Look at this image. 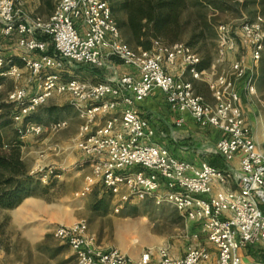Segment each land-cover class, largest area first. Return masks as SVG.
<instances>
[{"label": "built area", "instance_id": "1", "mask_svg": "<svg viewBox=\"0 0 264 264\" xmlns=\"http://www.w3.org/2000/svg\"><path fill=\"white\" fill-rule=\"evenodd\" d=\"M218 36L221 57L235 51L239 43L249 49L255 62L264 55L261 16L244 22L237 32L221 25ZM0 37L13 41L23 64L16 55H0V76L16 81L28 76L25 85L17 84L8 94V101L17 108V124L56 95L67 94L74 100L84 121L78 147L92 168L80 197L102 186L116 200V212L133 201L153 199L200 225V230L190 233L183 255L174 257L170 246L161 245L146 248L135 260L118 248L97 245L85 220L60 225L54 235L69 245L77 264H264L245 263L241 254L247 247L264 250V147L258 146L245 122L237 89V80L244 78L249 93H255L254 72L235 62L230 73L211 82L216 104H209L195 93L192 82L180 81L164 67L165 60L175 63L182 57L193 76L199 77L198 53L185 44L168 47L156 42L149 51L129 46L109 0H59L49 16L28 13L23 0H0ZM114 59L132 71L98 83L64 78L66 70L76 65L114 69ZM156 89L179 113L178 125L189 113L200 126L222 131L214 152L223 158L226 169L176 157L154 141L156 129L136 106ZM119 106L121 112L112 114ZM101 116L107 117L98 124ZM66 124L62 120L53 127ZM41 128L29 121L22 138ZM236 158L237 170L231 167ZM231 180L237 188L214 192L215 182L225 186ZM202 238L211 246L202 244Z\"/></svg>", "mask_w": 264, "mask_h": 264}, {"label": "rangeland", "instance_id": "2", "mask_svg": "<svg viewBox=\"0 0 264 264\" xmlns=\"http://www.w3.org/2000/svg\"><path fill=\"white\" fill-rule=\"evenodd\" d=\"M58 1L23 0V3L28 13L47 16L53 12ZM47 2H52L53 7L50 8ZM199 9L200 7L191 10L194 15L192 17H197ZM204 10L208 14L210 28L206 30L207 37L194 41L193 50L210 68L220 54L217 43L219 27L229 25L237 32L246 21H253L258 16L264 19V0H237L230 4L227 11L211 7ZM189 36V34L184 36L181 43L187 44ZM234 52L222 60L220 70H228L235 62L244 60L258 64L264 70V55L259 62H255L249 49L240 43ZM115 62L116 66L123 64ZM125 66L127 65L120 69L118 66L114 69L88 65L74 67L76 71H93L96 77L102 80L106 74L114 76L120 74L119 70L124 72ZM260 75L256 73L257 85L261 81L264 86V74ZM21 81L9 76H0V103L8 102L9 92L17 84H23ZM205 84L207 82L199 84L198 89L207 94ZM65 97L57 95L50 98L30 117L32 121L34 119L37 122L67 119L65 126L49 129L42 127L40 132H31L22 138L24 141L22 158L30 175L34 176V185L28 198H42L47 203L55 205L56 215H51L52 217L14 215L18 211V206L27 198L14 208L0 207V264H77L72 249L58 239L54 231L60 225H72L79 220L88 223L91 231L97 235L96 244L100 243L104 248L114 247L128 253L134 251L140 253L147 247L168 245L175 252L181 253L182 247L184 248L191 237L190 233L198 226L184 218L174 208L168 205L164 208L154 200L147 199L127 206L122 212H115L114 200L102 186L97 185L92 193L85 197L79 196L88 183V177L92 175V169L88 164L81 165L86 155L78 147V142L81 139L80 133L84 122L80 123L77 119L74 100ZM212 98L213 96L208 100L212 101ZM44 217L52 219L51 225L42 224L46 228L42 234L38 227L41 226L40 222L44 223ZM134 222L138 223L136 227L138 231L132 232L134 227L131 223ZM253 250L257 256L252 254L251 257H247L246 262L264 261V250L255 248Z\"/></svg>", "mask_w": 264, "mask_h": 264}, {"label": "crops", "instance_id": "3", "mask_svg": "<svg viewBox=\"0 0 264 264\" xmlns=\"http://www.w3.org/2000/svg\"><path fill=\"white\" fill-rule=\"evenodd\" d=\"M44 16V15H43ZM49 16V15H47ZM13 41H8L6 39H3L0 37V55L3 56H14L16 55V61L20 63L21 67H23V64L17 57V51L13 48ZM236 51V50H235ZM232 53V52H230ZM230 53H228L225 57H221L220 55L218 58L212 63L210 68H207V70L199 71V77L193 76L192 72L189 70V66L183 61L182 57H178L175 61V63H171L168 61H164V67L166 70L173 74L177 79L180 81H189L192 82L194 86L195 93L203 98V100L209 104H216L215 98L213 96V91L210 87V84L213 80H215L218 76L222 75V73H230L232 71V65L229 67L228 70H220V66L222 65V60L227 59L230 57ZM233 53H235L233 51ZM263 58V57H262ZM116 65L115 60L113 61ZM249 71L254 72L255 75H263L264 70L262 67H259L258 64L255 63L252 64L250 61H241ZM117 66L122 67L123 64H117ZM72 66V68L67 69L64 73V78L70 79V78H77V79H83L86 81H90L93 83H98L101 81H106V79H109L113 75H107L102 79L99 80L94 74L93 71H76V68ZM132 68L125 66V70H119L120 74L131 72ZM260 75V76H261ZM259 76V77H260ZM257 81V76H256ZM23 82L22 85H25V80L21 81ZM202 82H207L205 84L206 86V92L205 95L202 91L198 89V85ZM25 83V84H24ZM237 89L240 93V105L242 107L245 122L252 130V135L258 144L260 148L264 147V86L261 83V81L258 83L256 82V90L255 93H249L245 79H239L237 80ZM57 96V95H56ZM61 96V95H58ZM66 96L65 98H71L70 95H62ZM211 96H213V100H208ZM72 99V98H71ZM122 106H119L115 111H113L112 114H119L121 112ZM137 111L143 116L144 118L148 119L151 126L156 129V136L154 138V141L164 147H167L173 155L176 157L192 161L195 163H201L202 161H207L213 166L220 169H226L227 165L225 164L223 158L214 152V148L216 143L219 141L220 137L223 136L222 131L215 129V128H204L200 126L197 122H195L191 115L189 113L184 114L185 122L182 125L177 124V120L180 117L179 113L174 111L171 106L169 105L168 101L166 100V97L164 93H162L160 90L156 89L152 92V94L147 97L143 102L138 103L136 106ZM77 119L80 123L84 122L80 115L77 112ZM108 116V115H107ZM107 116H101L98 119V124H103L104 120ZM67 119H60V120H52V121H35L33 119L30 120V122H33L35 124H39L45 129L53 128V125L55 124V121H62ZM87 159L83 161L81 165L88 164L89 167L91 165L86 162ZM239 166V160L236 158L232 163L231 167L237 170ZM92 169V168H91ZM227 188H237V184L234 180H231L227 185H221L217 182L214 183V192H217L218 190L227 189ZM113 200V198H112ZM153 200V199H152ZM115 201L114 207H115ZM139 201H133L132 203H129L127 205H124V207L120 210L122 212L127 206L131 204H136ZM164 208L167 207V204L160 205ZM170 206V205H168ZM171 207V206H170ZM173 208V207H172ZM175 209V208H174ZM178 211L177 209H175ZM116 212V211H115ZM179 212V211H178ZM38 215L39 217H42V215H56V206L53 204H49L46 201H44L42 198H27L25 199L19 206L18 211L14 215ZM181 215V213L179 212ZM52 217V216H51ZM44 217L45 221L40 222L38 227V230L41 231L42 234H44L46 228L43 227L42 224L48 225L50 224V220L52 218ZM35 218V217H34ZM194 222V221H193ZM196 223V222H194ZM134 227L133 231H138V227L136 222L131 223ZM134 224V225H133ZM44 225V226H45ZM51 225V224H50ZM198 228H195L194 231L200 230L199 223H196ZM89 232L91 235L95 237V240L97 239L96 233H93L91 229L89 228ZM193 232V231H192ZM135 242L137 239L134 240ZM98 243V239L97 242ZM202 244H207L211 246V243L207 241L205 238H202L201 240ZM99 246L100 243L98 244ZM187 245H184V248L182 247L181 253H177L174 251V249H171V254L174 257H179L184 254ZM149 248V247H147ZM146 248L142 250L144 252ZM121 250V249H120ZM247 249H242L241 254L244 258L245 263L247 257H251L246 252ZM253 250V249H252ZM122 251V250H121ZM254 251V250H253ZM126 255L131 257L132 259H138L142 252H125ZM73 253V252H72Z\"/></svg>", "mask_w": 264, "mask_h": 264}, {"label": "trees", "instance_id": "4", "mask_svg": "<svg viewBox=\"0 0 264 264\" xmlns=\"http://www.w3.org/2000/svg\"><path fill=\"white\" fill-rule=\"evenodd\" d=\"M113 15L121 30L124 41L135 49L152 50L155 43L171 47L184 44V36H189L185 45L193 49L194 41L206 36L209 27L205 8L227 11L237 0H109ZM50 8L52 2H47ZM197 17L191 10L199 8ZM202 7V8H201ZM202 9V10H201ZM51 11V10H50ZM52 12H50L51 15ZM196 19V21H195ZM202 21V22H201ZM194 24V25H193ZM122 63L118 59H114ZM209 66L201 60L198 71ZM14 103H0V207L14 208L31 194L34 185L33 175L22 158V140L26 124H17ZM59 121H55L58 123ZM36 177V176H35ZM249 256H257L251 247L246 248Z\"/></svg>", "mask_w": 264, "mask_h": 264}]
</instances>
